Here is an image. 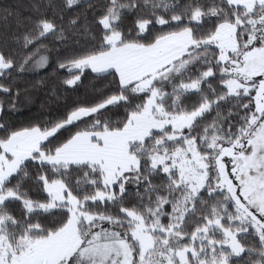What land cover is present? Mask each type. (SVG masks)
Wrapping results in <instances>:
<instances>
[{"label":"snow or ice","instance_id":"obj_1","mask_svg":"<svg viewBox=\"0 0 264 264\" xmlns=\"http://www.w3.org/2000/svg\"><path fill=\"white\" fill-rule=\"evenodd\" d=\"M0 21V264H264V0H9Z\"/></svg>","mask_w":264,"mask_h":264},{"label":"trees","instance_id":"obj_2","mask_svg":"<svg viewBox=\"0 0 264 264\" xmlns=\"http://www.w3.org/2000/svg\"><path fill=\"white\" fill-rule=\"evenodd\" d=\"M9 3V0H0V4H7ZM21 4H28L30 3V0H20ZM3 21H0V29H2ZM35 74H33L34 76ZM54 79V74L51 72V69H48V74L40 75V80L43 81V83L37 84L36 88H39L40 90L37 91L36 88L30 87L35 81L33 78L25 79L21 82V86H29V92L32 96V101L29 104H26L23 107V110L17 114V118L19 120H25L28 119L30 116H33L40 112L41 105L42 104H48V93L52 87V81ZM87 83V81H86ZM54 107V105H52Z\"/></svg>","mask_w":264,"mask_h":264}]
</instances>
